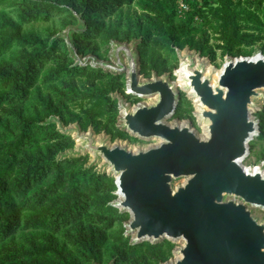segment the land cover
I'll return each mask as SVG.
<instances>
[{"label":"trees","instance_id":"1","mask_svg":"<svg viewBox=\"0 0 264 264\" xmlns=\"http://www.w3.org/2000/svg\"><path fill=\"white\" fill-rule=\"evenodd\" d=\"M1 2L13 3L17 21L3 24L10 34L0 54L14 45L18 48L14 56L0 62V246L25 229L36 234L74 229L78 234L74 250L36 244L25 256L18 249L7 260L104 264L103 253L108 251L107 264L167 262L172 251L168 240L132 244L119 236L108 241L107 231L114 226L110 214L117 210L107 205L96 212L93 204L95 198L116 190L114 178L98 172L96 166H87V156H66L75 141L51 118H57L63 127L76 124L82 131L92 129L112 139L124 137L116 126L118 100L112 95L131 98L125 93V74L75 65L71 46L78 55L101 59L103 41H137L140 75L161 77L177 68L176 50L189 48L214 62L217 51L238 57L242 50L261 43L264 0H182L187 5L183 18H179L178 0H143L137 22L129 19L123 29L112 19L137 0ZM63 14L75 25L67 36L45 41L22 32L23 25L47 23ZM184 105L188 108L185 113L181 112ZM192 112V103L180 98L174 116L193 119ZM255 115L258 137H264V106ZM4 261L0 259V264Z\"/></svg>","mask_w":264,"mask_h":264},{"label":"water","instance_id":"2","mask_svg":"<svg viewBox=\"0 0 264 264\" xmlns=\"http://www.w3.org/2000/svg\"><path fill=\"white\" fill-rule=\"evenodd\" d=\"M71 48L75 65L125 74L128 94L157 97L133 108L118 102L122 131L160 140L144 150L109 146L92 129L74 124L82 148L102 158L113 173L115 204L130 214L131 243L182 240L173 251L176 258L163 264H264V220L252 211L264 209V166L247 171L241 163L253 135H259V120L250 115L256 100L264 98V57H229L212 79L205 64L196 63L192 53H198L184 49L192 53L179 68L200 105L206 133L200 137L189 124L166 122L179 94L169 74L140 80L137 41H112L111 61Z\"/></svg>","mask_w":264,"mask_h":264},{"label":"rangeland","instance_id":"3","mask_svg":"<svg viewBox=\"0 0 264 264\" xmlns=\"http://www.w3.org/2000/svg\"><path fill=\"white\" fill-rule=\"evenodd\" d=\"M143 0H137L138 3L132 4L130 7L124 8V13L121 16H118V18H113V24L114 25H121L122 29L127 28L126 27V21L129 19L133 22H137L136 18L139 17L142 14L141 8L139 6V2H142ZM146 2V0H144ZM179 1V18H183L182 8L181 4H184L182 0ZM237 0H234L236 2ZM187 6V5H186ZM15 6L13 3H0V47L3 44V41L8 35L10 34V30L7 28H3V24L9 21H17L16 19V11ZM145 22V20H142ZM71 19L68 15L63 14L61 16H57L53 18L50 22L47 23H34V24H26L22 26V32L31 34L39 39L42 40H50L54 39L57 36H63L67 35L70 30L75 28V25L71 24ZM143 22V23H144ZM70 23V24H69ZM17 46H12L10 50H6L2 54H0V62L8 60L10 57L14 56L17 50ZM110 50H111V44L106 43L103 41L100 45V53L102 55L101 60L111 61L110 56ZM192 53L190 51L183 50L180 52V50H176L177 60H178V66L176 69H174L171 73H168L169 80L174 84L175 89L177 93L179 94L180 98H185L186 100H189L192 103L193 112L191 113V116L193 119H178L173 115V117L166 119V122L169 124H189L191 129L200 136V134L203 133V130L201 129L199 123H201L198 113H199V107L200 105L198 102H195V99L193 96L186 93L188 91L185 88L183 78H182V88L177 87L175 83L179 79V75L177 73V70L179 69V63L180 61L187 59L188 55ZM151 51L147 52V55H150ZM193 54V53H192ZM242 55H239L238 57H255L257 55H261L264 57V40L257 44L255 47L251 49H244L241 52ZM198 55V54H196ZM194 56V55H193ZM230 56L222 54L220 51L216 52V60L214 62H211L210 60H207L209 64L208 68L211 69L210 76L212 79H214L213 74L215 71L222 69V66L227 61V59ZM75 61V59H74ZM156 74L152 73L151 77L149 79H155ZM148 78H144L142 75H140V80L145 81ZM127 93V89L125 91ZM264 93V91H263ZM131 96L129 100L126 98H123L119 94H113L112 96L118 100V102H121L122 104L133 108L137 104H153L157 97L156 96H147V97H139L132 94H128ZM264 106V98H258L256 100V107L252 109V113L250 115L251 118H256L255 114L258 112L262 107ZM188 108L184 105L181 108V112L185 113ZM119 116V115H118ZM51 120H55L58 124V129L63 130L67 132V134L71 135L72 138L75 139V147L72 151H68L66 153V156H76V155H82L88 157V164H91L92 166H96V169L100 173H106L107 175L113 177V173L110 170V167L106 164V162L102 158H96L95 155L88 151L84 150L82 148L81 140L78 138V129L75 125H70L69 127L60 128V125L58 123L57 118H51ZM120 121L117 120V124L119 126ZM203 124V123H201ZM117 126V125H116ZM117 126V127H118ZM119 130H121V127L119 126ZM124 132V137H116L115 139H112L110 135H107L105 133L99 134L98 136L103 139L107 145L109 146H123L126 147L128 150L131 151H138V150H144L153 146H156L154 144H159L160 140L157 138H140L136 135H132L130 132L122 131ZM157 144V145H158ZM251 149L249 151V155L246 157V159L243 161V165L248 167H255V166H264V137H254L252 142L250 143ZM184 180L180 179L175 181V185L181 184ZM116 190L112 191L110 195L108 196H101L94 199L93 208L95 211H99L101 209H105V206L110 205L112 208L117 210V213L112 211L110 214L111 217H114V226L107 231L108 234V241L112 242L115 241L116 238L119 236H122L124 238L132 240L133 234L128 232L127 223L130 219V214L127 212H122V209L118 208L115 204V201L117 199ZM108 198L111 199L110 202H108ZM253 214L256 218L259 220H264V209L253 207L252 208ZM119 213V214H118ZM36 231L32 229H25L22 232L18 233L13 241L5 243L0 246V259H4V264H32L29 258L25 259V262L23 263V259H18L15 261H11L10 259L7 260V258H10L14 255L15 251L18 249L23 250L24 256L28 253L29 249L33 245H42V246H50L58 244L59 246H64L68 250H74V242L78 239L77 231L74 229H71L64 233H58L53 234L51 232H44V234H36ZM73 237H72V236ZM169 242V245L171 246L169 260L172 261L176 258L175 253H173L174 249L179 248L183 245L182 240L177 241H166ZM110 262L108 251H105L103 253V263L107 264ZM163 264V263H162Z\"/></svg>","mask_w":264,"mask_h":264},{"label":"bare ground","instance_id":"4","mask_svg":"<svg viewBox=\"0 0 264 264\" xmlns=\"http://www.w3.org/2000/svg\"><path fill=\"white\" fill-rule=\"evenodd\" d=\"M180 52H181V51H180ZM193 55H194V58H195L197 64H200V63L205 64V66H206V67H205V68H206L205 74H210L211 69L209 70V68H208V66H209L210 63L207 62V58H203V57L200 58L198 55H196V53H193ZM209 67H210V66H209ZM220 70H221V69H220ZM220 70H218L217 72L215 71V73L213 74L214 79L217 78V76H218L219 73H220ZM177 73H178V75H179V79H178V81L175 83V85H176L177 87L183 89V88H182V85H183V84H182L183 70L181 69V67L177 70ZM183 90H184V89H183ZM186 93H188L189 95L192 96V91L188 90V91H186ZM194 99H195V98H194ZM195 102H197L196 99H195ZM168 124H169V123H168ZM199 125H200L201 129L203 130V133L200 134V137H206L204 124L199 123ZM256 136H257V134H254V135H253V138L256 137ZM157 144H158V143H157ZM157 144H154V145H157ZM248 146H249V143H248ZM244 160H245V159H244ZM244 160H241L242 165H243V161H244ZM243 166H244V168H245L247 171H257V170H258V166H255V167H248V166H245V165H243ZM128 213H129V212H128Z\"/></svg>","mask_w":264,"mask_h":264},{"label":"built area","instance_id":"5","mask_svg":"<svg viewBox=\"0 0 264 264\" xmlns=\"http://www.w3.org/2000/svg\"><path fill=\"white\" fill-rule=\"evenodd\" d=\"M181 8H182V10H187V6L185 5V4H181ZM259 127V126H258Z\"/></svg>","mask_w":264,"mask_h":264}]
</instances>
